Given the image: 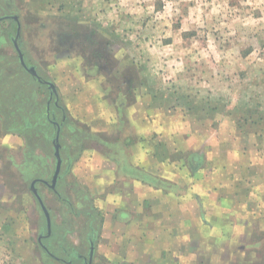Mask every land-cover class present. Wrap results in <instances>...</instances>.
Returning <instances> with one entry per match:
<instances>
[{"label": "rangeland", "instance_id": "374dc122", "mask_svg": "<svg viewBox=\"0 0 264 264\" xmlns=\"http://www.w3.org/2000/svg\"><path fill=\"white\" fill-rule=\"evenodd\" d=\"M7 9L20 17L19 46L26 61L37 66L42 78L57 84L61 95L57 94L67 107L63 106L65 114L82 115L71 119L73 124L87 128L86 118L94 110L96 126L130 127L128 116L133 114L134 128L143 123L164 125L156 144L165 143L170 149L161 146L158 153L175 166L180 159L189 161L188 165L199 160L205 176L219 179L221 195L227 196V182L233 180L243 184L241 189L244 180L262 181L263 188L264 0H0V14ZM16 30L15 21L0 22L1 70L3 76L13 74L6 82L13 88L0 81L4 92V96L0 92V107L10 116L15 110L41 109L35 102L46 104L49 93L45 84L22 71L12 39ZM78 30L94 33L107 43L114 55L110 64H116L117 71L87 74L89 61L70 46V37ZM121 75L127 79L122 90L116 87ZM88 79L94 81L91 86ZM24 84L29 91L26 97L17 89ZM105 98L108 103H101ZM117 111L122 113L117 115ZM107 113L108 118L104 117ZM6 122L0 115V264H63L39 245L45 216L30 188L35 178L52 177V145L42 135H28L31 145L43 144L49 153L37 150L38 167H28L24 140L18 133L7 134ZM94 153L91 145L85 157L74 163L58 187L60 196L42 183L36 185L54 224L73 231L63 234L69 248L84 240L85 226L81 214L77 216V205L90 202L83 196L95 192L92 201L104 212L100 196L105 193H100L99 185L107 180L104 173L109 167L100 156L91 160ZM90 169L97 174V183H90ZM251 208L252 231L238 234L236 240L230 231L219 244L226 264H243L244 260L245 264H264V210L260 214L254 205ZM100 239L93 264H112L103 254ZM82 248L87 250L88 244ZM72 264L82 263L75 260Z\"/></svg>", "mask_w": 264, "mask_h": 264}, {"label": "crops", "instance_id": "0c3cea01", "mask_svg": "<svg viewBox=\"0 0 264 264\" xmlns=\"http://www.w3.org/2000/svg\"><path fill=\"white\" fill-rule=\"evenodd\" d=\"M20 65L22 66L21 63ZM22 69L30 73L23 66ZM30 75L33 74L30 73ZM93 82L88 79V85L91 86L89 83ZM54 86L61 95L57 84L54 83ZM17 89H20L19 93L23 97L28 95L29 91L25 84L18 86ZM2 93L4 96V92ZM102 100L101 103H108V98ZM59 101L62 103L63 111V106L66 107V105L61 97ZM35 105L42 108L34 111L15 110V112L12 111L14 117L7 111L3 113L5 110L0 107L3 110L0 111V115L4 119L13 117L14 120V126L5 125V128L10 129L6 133L15 132L22 136L27 158L29 157L27 151L31 146L34 147L32 162L26 163L28 167H38L35 161L41 156L35 154L37 150L40 149L44 155L45 153L49 155L46 151L48 149L43 144L31 145L28 135L32 133L42 135V139L52 145V142L47 139L48 135H52L56 129V124L52 121H59L61 118L60 110L56 112V115H53L54 110H51V115L47 118L46 104L37 101ZM91 113H93L92 116L86 118L90 126L87 128L78 126V129L94 137L83 140L81 154L70 164L68 173L63 175L61 181L67 180L74 163L85 157L84 151L91 145L92 150L95 149L91 160L100 156V159L106 163V167H109L104 173V178L107 180H101L99 185L100 193H105L100 196V207L104 212L101 213L92 201V197L97 196L95 192L91 194L92 196L90 194L83 196L84 200L90 204L77 205L81 212L77 216L80 217L81 214L83 220L80 222L84 223L85 230H88L89 222H92L94 229L97 230L98 238L94 255L101 236L100 245L104 247L103 254L112 264H118L121 260L129 262L127 264H226L219 254V244L230 236V231L233 232L234 240L238 234L243 235L252 231L251 206L254 205L259 213L264 210L263 182L244 180V186L241 189L242 183L235 180L228 181L230 192L227 194L228 197L223 196L219 179L214 175L205 176L198 166L199 160L193 159L188 165L189 161L180 159L175 166L171 159L158 153L161 146L163 150L170 149V145L166 146L165 143L159 146L156 144L158 139L161 140L162 130L159 129L164 125L157 126L155 122L153 126L150 123H143L142 126L134 128L132 126L135 116L131 114L128 116L129 122L131 121L130 127L119 128L106 124L96 126L97 116L95 118L93 115L97 112L92 110ZM120 113L122 112L117 111V115ZM64 115L68 119L75 117L74 120H79L82 116ZM109 115L107 113L104 117L108 118ZM15 117L21 118V121ZM43 118L47 119L46 122L38 121ZM112 121L115 122L117 119L113 117ZM57 136L59 138L58 132ZM112 136L118 137L119 140L112 139ZM52 149L56 164V148L54 150L53 145ZM43 163H46V160ZM109 164L113 166L110 167ZM103 169L100 171L104 172ZM89 171L92 175L89 176L90 183H97L94 178L97 174L91 169ZM30 172L31 170L28 169L27 173ZM58 193H60L59 190ZM262 218L264 219L263 216ZM249 245L250 243L246 244L248 247ZM242 263L245 264V260Z\"/></svg>", "mask_w": 264, "mask_h": 264}, {"label": "flooded vegetation", "instance_id": "af4514ba", "mask_svg": "<svg viewBox=\"0 0 264 264\" xmlns=\"http://www.w3.org/2000/svg\"><path fill=\"white\" fill-rule=\"evenodd\" d=\"M4 1H6V0H4ZM0 18H2V19H0V22H2L4 20H8V19L15 21L16 22V28L18 26V21L20 22L19 15L13 14L12 10H9V9L3 11V13L0 14ZM20 25H21V22H20ZM20 37H21V33H20V36L17 37V30H16V34L12 39L15 42L14 44L17 47L19 46V42L21 39ZM70 40H72L70 46L72 48L80 50L79 52H77L78 56H81L83 58V60L89 61L90 68L89 69L86 68L87 74L91 72L95 76V75H97V72H101V71H108L109 73H112L113 71L114 72L117 71V69L115 70L116 64H110L111 61L114 59V55H113L111 49L107 46V43L103 42L102 39L99 38L96 34L90 33V35H89L85 32L82 33L78 30L72 34V36L70 37ZM17 50H18V48H17ZM25 60H26V58H25ZM27 63L33 64L32 62H27ZM107 67H108V70H107ZM36 71H37V74L39 77H36L33 75L34 78L38 82L43 83L48 87L49 93H48L47 102H46V110L48 113L45 114L46 117L48 118L51 115V110L52 111L54 110L53 115H56V112H58L61 109L62 104L59 101V97H58L56 88L51 86L50 83H48L49 81H51V83H53L52 80L42 78V76L38 72L37 66H36ZM121 74H122V72H121ZM118 80H119V82H118ZM118 80H116V83H117L116 87L120 88V90H122L124 82L125 81L127 82V79L125 80V78L121 75V78ZM111 84H112V82H111ZM128 87H132V86L128 85ZM132 90H133V88H132ZM53 117L55 118V116H53ZM52 122L57 125V132L60 134V131L58 129L60 127L57 124L58 121L55 120ZM52 145H53V148L55 149L56 146H54V144H52ZM64 161L65 160H63V158H62L61 169H60L59 175H58L55 183L53 182V178L55 176L57 158H56L55 170H54L52 177L49 180L44 179V178H35L34 180H32V182L30 184V188H31L33 181H36L35 187H36L39 194H41V193L39 192L38 187L36 186L38 183L44 184L45 186L49 187L50 189H52L54 192L57 193V191L59 190L58 187L60 186V183L62 182L61 180L63 177V175H62L63 174V167L65 164ZM58 194L60 195V193H58ZM41 197H42V200L45 204V201H44L45 199H44V196H42V194H41ZM37 200H38V198H37ZM38 202H39V200H38ZM40 206H41V203H40ZM46 207L49 210L50 215H51V227L49 228V226L47 224V219H46L44 210L41 206V209H42L43 214L45 216V225L41 226L39 236H38V242H39V245L42 248V250L47 255L52 257L54 260H57L63 264H72L75 260L81 261L82 264H86L87 262L91 261V264H92L93 256H94L95 249H96V240L98 238V236H97L98 233H97V230L94 229L93 223L89 222L88 230H82L81 231V234L83 235L82 237L84 238V240L80 239L79 244H78V242H75L74 247L69 248V246L66 243V238L64 237L63 234L65 233L66 235H68V234H70V232L72 230L71 231L70 230L64 231L62 226L57 227V224L55 225L53 222L52 213L50 211V208H48L47 205H46ZM86 244H88L87 250H85V248L84 249L82 248ZM92 248H94V249H92Z\"/></svg>", "mask_w": 264, "mask_h": 264}, {"label": "trees", "instance_id": "16d2710c", "mask_svg": "<svg viewBox=\"0 0 264 264\" xmlns=\"http://www.w3.org/2000/svg\"><path fill=\"white\" fill-rule=\"evenodd\" d=\"M2 67H0V81L3 82L5 80L2 84L4 86H8V88H13V85L6 83L9 81V79L11 77H13V74H10L9 76H2L3 75L2 74L3 71L1 70ZM18 91L20 92V89H18ZM0 111L2 112L3 110L0 109ZM3 113H6V111H3ZM62 113H63V111H62ZM46 120H47L46 118H43L42 120L39 119L38 121L42 123V121L46 122ZM59 120L60 121H58V125L60 126V129H61L60 134H59V138L56 139V136H57V125H56V129L54 130V133L52 135L51 134L48 135L47 139H49L48 141L52 142V144H54V146H56L57 144L59 145L60 155L63 158V160H65L64 161L65 164L63 167V174H62V175H64V174L68 173L70 164L74 160H76L79 157V155L81 154L82 149H83V143H82L83 140L85 138L91 139L94 136L86 135L84 132L80 131L78 129V125L76 123L73 124L71 119L66 118L65 115H62ZM13 123H14L13 119L7 118V122H6L7 127ZM66 138L72 140L73 144H69L68 141L66 140ZM63 140H66V142L62 143ZM33 150H34V147L31 146V148H29V150L27 151L29 153L28 162H32ZM67 163H69V164L67 165Z\"/></svg>", "mask_w": 264, "mask_h": 264}, {"label": "water", "instance_id": "95a60500", "mask_svg": "<svg viewBox=\"0 0 264 264\" xmlns=\"http://www.w3.org/2000/svg\"><path fill=\"white\" fill-rule=\"evenodd\" d=\"M2 19V18H0ZM20 33H21V25H20V22L18 21V26H17V37L20 36ZM18 52H19V59H20V63L22 64V66L27 70L29 71L31 74H33L34 76L36 77H39L38 74H37V71H36V66L35 64H28L27 61L25 60V54L24 52L22 51V49L18 46ZM48 83H50L51 86L55 87L54 86V83H51V81H49ZM60 127V126H59ZM60 129V128H59ZM58 139V136L57 138ZM55 156L57 158V164H56V171H55V176L53 178V182L55 183L56 180H57V177L59 175V172H60V169H61V163H62V157L60 155V152H59V145L57 144L56 145V152H55ZM35 182L36 181H33L32 185H31V189L33 190V192L35 193L36 197L38 198L39 202L41 203V206L44 210V213H45V216H46V219H47V224L49 226V228L51 227V215H50V212L49 210L47 209L46 205L44 204L43 200H42V197H41V194L38 193L36 187H35ZM94 249V248H92ZM86 264H91V261L90 262H87Z\"/></svg>", "mask_w": 264, "mask_h": 264}]
</instances>
